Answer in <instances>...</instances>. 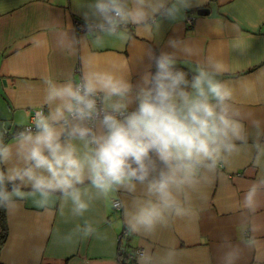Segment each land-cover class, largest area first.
I'll return each instance as SVG.
<instances>
[{"label": "clouds", "instance_id": "clouds-1", "mask_svg": "<svg viewBox=\"0 0 264 264\" xmlns=\"http://www.w3.org/2000/svg\"><path fill=\"white\" fill-rule=\"evenodd\" d=\"M202 3L88 0L81 15L99 46L106 36L127 41L129 26L154 37L164 20L177 21ZM167 47L170 51L158 55L144 49L135 83L127 65L95 60L82 62L78 78H41L42 98L30 123L11 133L8 142L9 133L0 132V208L7 215H18L31 200L40 209L70 205L73 217H83L93 200L123 192L124 231L155 239L158 231L191 221L205 187L246 154L259 173L244 192L240 219L257 235L236 244L224 235L216 248L217 264H241L244 250L262 242L264 119L245 110L237 88L220 79L230 73L222 56H202L178 37ZM184 57L194 59L191 78L178 67L190 62ZM261 77L246 83L240 95H257L258 86L264 87ZM94 235L100 238L86 220L58 239L71 245L77 237ZM135 259L137 264H178L177 250L169 246L154 251L144 244Z\"/></svg>", "mask_w": 264, "mask_h": 264}, {"label": "crops", "instance_id": "crops-1", "mask_svg": "<svg viewBox=\"0 0 264 264\" xmlns=\"http://www.w3.org/2000/svg\"><path fill=\"white\" fill-rule=\"evenodd\" d=\"M87 2L0 0V132L9 133L5 142L11 133L29 123L38 108L44 75L59 81L78 78L82 62L95 60L127 65L135 83L144 49L150 47L157 55L162 50L170 51L168 40L177 37L199 49L202 56L209 53L222 56L230 66V73L220 79L237 88L245 110L264 119V87L258 86L255 96L240 95L246 83L256 81L264 72V0H203L177 21L164 20L154 37L148 38L129 26L132 35L127 41L106 36L99 46L91 35L73 27L75 18L84 21L81 13ZM200 8H208L209 13L198 15ZM187 17H191L192 24ZM237 44L242 47H236ZM182 59L190 62L179 65L189 70L194 67V59ZM258 173L248 156L241 154L205 187L195 201L197 215L191 221L160 230L155 239L129 236L122 240L123 244L128 242L130 248L151 244L154 251L173 247L177 250L178 264H217L216 248L224 235L234 244L257 235L248 230L249 222L241 221L240 202ZM126 198V193L117 192L107 200L95 199L83 217H73L70 205L40 209L31 200L25 201L18 215L5 213L7 236L0 244V264H125L118 253L123 213L121 208L113 207L112 201L118 199L121 203ZM259 213L264 223V207ZM86 220L93 222L100 238L77 237L71 245L59 241L77 224L83 227ZM258 235L262 242L244 250L241 264H264V231ZM36 255L38 260L34 261Z\"/></svg>", "mask_w": 264, "mask_h": 264}, {"label": "built area", "instance_id": "built-area-1", "mask_svg": "<svg viewBox=\"0 0 264 264\" xmlns=\"http://www.w3.org/2000/svg\"><path fill=\"white\" fill-rule=\"evenodd\" d=\"M187 21L189 22V24H192L191 17H187ZM73 27L77 32L87 33L86 28H85V22L78 19V18H75L73 20ZM77 71H79V68H77ZM36 110H38V108L33 111L32 115L30 117V121H31L32 117L34 116ZM30 121H29V123H30ZM112 205L117 210L121 208V203L118 199H113ZM118 237H119V241H122L124 238H128L129 235L126 233V231H124V228H123V230L121 231V233L119 234ZM140 250H141V248H128L126 251H124V248L122 246H120L118 253L125 252L126 257L129 260H133L136 263L135 254L137 252H139ZM119 259H120V256H119Z\"/></svg>", "mask_w": 264, "mask_h": 264}, {"label": "trees", "instance_id": "trees-1", "mask_svg": "<svg viewBox=\"0 0 264 264\" xmlns=\"http://www.w3.org/2000/svg\"><path fill=\"white\" fill-rule=\"evenodd\" d=\"M178 67L183 68V70L188 71L189 72V78H191V70L181 66L178 64ZM152 71H155L154 67L152 69ZM7 236V223H6V218H5V210L0 208V244H2L4 242V240L6 239ZM124 241H120V246H122L124 248V251H126L129 247L128 242L126 244H123ZM120 256V260L121 262L125 263V264H135V262L133 260H129L126 257V253L122 252L119 253Z\"/></svg>", "mask_w": 264, "mask_h": 264}, {"label": "water", "instance_id": "water-1", "mask_svg": "<svg viewBox=\"0 0 264 264\" xmlns=\"http://www.w3.org/2000/svg\"><path fill=\"white\" fill-rule=\"evenodd\" d=\"M209 13V9L208 8H200L197 10V14L198 15H206Z\"/></svg>", "mask_w": 264, "mask_h": 264}]
</instances>
